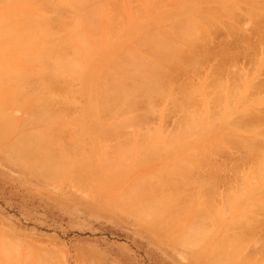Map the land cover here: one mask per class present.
I'll return each mask as SVG.
<instances>
[{
	"label": "rangeland",
	"instance_id": "obj_1",
	"mask_svg": "<svg viewBox=\"0 0 264 264\" xmlns=\"http://www.w3.org/2000/svg\"><path fill=\"white\" fill-rule=\"evenodd\" d=\"M117 3L115 2L116 5H110L107 8L109 12L113 13V19L125 20L127 17L141 19L149 14L168 13L170 16H167V20H171L170 22L180 31L188 32L190 25L199 26L200 33H206L207 39L204 35L202 36L205 38V40L203 38L204 41L202 40L204 43L200 41L199 33L198 42L202 43L197 45L196 37L193 40L196 43L192 41L194 44L192 47L196 49L199 46L193 51L203 49L201 53L199 52L200 55L194 52L199 55L198 60L202 62L199 61L200 64H198L194 61L197 60V56H195L196 59L191 56V54L195 55L191 49V52L188 49L187 57L185 55L187 52L184 51V54L180 52V55L182 53L183 56H179L182 58L179 61L185 58L184 62L180 65L171 64V68L168 70L169 74L167 73L171 78L168 77L173 79L168 78L169 85L171 82L174 84V87L171 85L169 88L174 90H170L172 93L170 101L173 103L168 100L160 102L158 97L149 102L143 101L129 110V113L125 112L126 117L128 115V118H131V123L125 129L122 128L119 133H115L117 135L104 136L102 132L98 133L99 122L106 121L107 123L101 125L107 130V127L111 129L110 124L114 120H110L112 114L106 115L105 120V116L100 112L104 119L99 117L97 105L93 104V92H90L93 99L88 96L86 79L96 60L106 50L126 42H135L138 38L136 34H127L123 38L115 35L113 41L111 40L93 57L94 59L92 58L81 77L75 78V81H63L64 84L60 87L62 92L57 99L61 102V107L56 111L60 113L62 120L67 124V128L66 125L64 126L65 132H63L64 135L66 134L63 135V141L65 142L67 138V143L63 142V146L64 150L66 146L71 147V150L68 148L66 150L70 151L71 158L63 153L62 163L61 160L60 163L55 162L58 170L60 169L62 172L59 170L58 175L66 173L64 178L58 177L57 181L33 176L23 169V166V168L19 167L16 163L3 159L4 145L12 142L9 140L15 139L12 138L17 135L15 130H20L21 127L26 130L30 128L31 124L27 123L28 126L23 124L26 118H30V113L27 114V112L28 110L30 112V108L34 104L28 102L29 100H22V98H18L20 103L19 101H7V97H4L5 93L1 95L3 96L2 102L7 103L6 107L3 106V111L17 118L18 124L13 128L14 131H10L12 137L9 133L8 136L11 138H7L8 141L4 139L0 146V264H6L3 257L10 250L7 241L13 245L11 248L16 247V257L20 264H23V261H26V264H214L216 255L214 258L213 253L217 251L216 247L219 243L220 245L221 242L229 243L230 237L236 238L241 235L242 231L241 237L244 238V242L241 249L243 250L237 249V256L233 258L236 259L234 264H264V148L260 150L247 149L227 135L218 140L204 155L195 150L202 144V138L206 134L212 133L213 128L221 126L222 118L228 117L227 122L232 123L233 120L242 116L239 121L238 119L236 121L242 124L243 121L240 123V119L244 120L245 118L246 122L244 123H247L246 127L250 129L252 122L250 120H253V114L258 110L261 112L264 110V87L261 85L264 84V0H117ZM147 4L150 6L147 7ZM5 13L6 7L0 8V18ZM61 15L64 18H69L72 16V12L62 11ZM257 22L258 24H256ZM251 28L256 30L252 29V32ZM250 31L253 35L248 34ZM232 32H235L239 37ZM233 35L237 40L234 39L235 43ZM241 35H244L243 38ZM245 36L248 38H244ZM251 36L253 37L250 38ZM175 38L176 45L182 46L181 51H183L187 40L180 35H175ZM244 39L248 48L251 46L250 50L245 43H242ZM218 43L221 44L220 48L217 47ZM222 43L224 44L222 45ZM195 44L196 48H194ZM207 46L211 48L209 49ZM229 47L233 48V52ZM240 49H243L242 52ZM244 50L246 53L248 52L247 54L244 52L246 57L243 54ZM220 52L225 55H221ZM189 53L191 54L189 55ZM202 53L206 54V56L204 55L205 59L202 58ZM232 53L235 56L233 59ZM229 54H231V59L227 58ZM186 58L190 61L192 59L194 65ZM218 60L223 61L224 65L220 64L222 62ZM170 62L166 63L170 64ZM216 66L221 67L219 69L222 72ZM216 73L221 74L217 75ZM220 84L222 85L220 86ZM176 85L181 87L177 88ZM182 85H185L186 88H183ZM21 88L25 91L29 90L31 84L23 83ZM181 88L195 92L191 91L193 93L190 94V97L189 93L181 92L183 90ZM182 93L187 97H183V99H187L185 104V99H180L183 96ZM173 96L182 101L181 103L177 100L184 104L182 106L191 105L186 108L178 106L179 110L175 106ZM226 106L228 107L225 108ZM224 109L229 112L228 115ZM187 110L188 112L192 110L189 113L191 114L189 118L197 120L194 125L197 126L201 121L202 127L192 125L186 132L179 127ZM261 112L255 115H260L264 122V114ZM76 119L78 122L75 126L73 121ZM62 120L61 123H63ZM67 122L71 126L68 127L70 124ZM228 123L226 125L228 129H231L233 125L235 128L231 130L238 128L240 131L248 132L242 129L243 126L234 125L236 122L231 126ZM261 124H257L260 126L257 127L258 129H253L258 133L255 138L258 137L262 141L264 136L261 134L264 124ZM35 127L38 126L35 125ZM35 127L31 125V129ZM102 129L101 127V131ZM260 131H262L261 134H259ZM143 136H149L156 141V146L141 150L134 144H131V147L123 145L127 138L136 143ZM258 138H256V142L260 143L261 141H257ZM253 140L254 142L250 140H246V142L255 143V139ZM111 147L119 149L113 151ZM167 153H173L174 161L178 159L177 162H180L179 159L184 160V158L193 155L200 157V162L192 169V177L187 185V191L179 194L181 202L177 207L172 208V212L184 207L185 211L179 219L171 220L168 224V227L170 226L168 231H164L166 227L163 229L166 225L163 223L164 220L162 224L159 221L163 217L160 215V218L159 214H155L153 211L156 217H159L158 221L154 220V214L151 216L149 213L148 218L150 220L153 218L151 221L155 227L160 224L156 228L158 231L144 224L146 221L151 222L146 218L147 216L146 220L145 218L140 220L141 217L132 215L128 210L127 212L115 211V209L106 206L107 204L104 205L103 201L111 202L114 199L116 201L121 191L123 192L128 187L130 191L135 189L139 191L138 187L145 182H151L153 186L157 185L155 176H158L160 171L170 170L177 165L174 161L166 160ZM259 154L262 156L260 160L257 158ZM64 157L69 158L68 160L72 162L66 161ZM64 163L71 167H68V171L65 172L62 171L66 168ZM59 165L64 166L61 169ZM212 167L217 171H214L216 172L215 176H211ZM257 167H259V171H257ZM132 184L133 186H131ZM145 187L147 185L140 189ZM198 188H201L202 191H198ZM204 190L210 194L206 192V194H200ZM194 191L199 193L196 194ZM139 192L143 196H153L152 193L160 194V190ZM118 203H120L119 199L116 202V207H118ZM206 205H209L208 210L202 211L203 206ZM201 215L205 216L204 220L200 219ZM243 224L247 230L243 229ZM199 226L210 232L205 245L209 255L213 256L211 263L208 258L194 252L191 248L188 249L184 245L174 243L170 238L177 234L186 235L182 232L196 229ZM159 229H163L162 232ZM1 241L6 244H1ZM230 247L228 245L222 248L230 251L232 249ZM5 248H9V250L5 251ZM228 256H226L225 264H227V259L229 263L232 260L233 255L230 256V259L227 258Z\"/></svg>",
	"mask_w": 264,
	"mask_h": 264
},
{
	"label": "bare ground",
	"instance_id": "obj_2",
	"mask_svg": "<svg viewBox=\"0 0 264 264\" xmlns=\"http://www.w3.org/2000/svg\"><path fill=\"white\" fill-rule=\"evenodd\" d=\"M115 2L117 3V0L116 1L114 0H0V8L6 7V13L4 14V16L0 18V109H1L0 142L4 141V139L5 140H7V138L9 139V137L12 135V132L10 131H14L13 128H15L18 124L17 118L11 116L12 114L10 115V113L3 111L4 110L3 108L6 107L7 105V103L2 102L3 96L1 95H3L4 93H5L4 97H7V101H19L20 103V100L18 98H22V100H29L28 102L34 104L32 108H30L31 109L30 112L29 110L27 112V114L30 113L29 114L30 118H26L23 125H26L28 123L29 125L30 124L32 126L34 125V127L35 125L38 126L35 127L34 129H31V125H30V128L27 127L29 128L27 130L21 129L22 127L20 128V130L17 131L15 130V132H17V135H15L14 137L11 136L12 138L15 139L9 140V142L10 141L12 142L10 143L7 142L8 144L4 145L5 147L2 153L4 160L9 162H14L17 165H19V167L23 166L24 168L23 167L22 168L28 171L31 175L45 180L57 181L58 177H63L64 174L66 175V173H63L62 175L59 176L58 174L61 172V170L59 169L60 170L59 172L58 166L56 165L57 163L55 164V162H59L60 160L62 163L63 153L64 154L66 153L67 156L69 155L71 156V154H69L70 151L69 150H68L69 152L66 151L67 148L71 150V147L66 146V149L64 150L65 147L63 146V142H64L63 137L66 135V134L64 135L63 133L65 132L64 126L66 125L67 128V124H65V122L62 120L60 113L56 111L57 108L61 107V102L57 99L58 95H60V93L62 92L60 91V87L62 84H64L63 81L66 82L75 81L74 80L75 78L78 79L79 77H81V74L85 71L86 66L91 63L92 58L97 53H99L105 45L109 44V42L112 39H114L113 37H115V35L119 36L120 38H123L126 37L127 34H136L138 38L135 42H130V43L126 42L123 45H116L115 48L106 50L104 54L99 56V58L96 60L90 73L87 76L86 83H87L88 96H90V99H93L91 98V94H90V92H93L92 96L95 99V100L93 99L94 101L93 104L97 105L98 112L103 113L102 115L105 116V120H106V115L108 116V114H112L110 120L112 119L114 120L113 122L111 121L112 122L110 124L111 129L107 127L106 128L107 130H105V127L101 125L102 123L105 124L107 122L106 121L102 123L99 122L100 125L98 124V127H100L99 128L100 130L97 127V129L99 130L98 133L102 132L104 136L109 134L114 135L115 133H119V131L122 130V128L125 129L126 126L129 123H131L130 122L131 118H128V115L126 117L125 112L129 113L128 112L129 110L133 109L137 104L143 101L149 102L151 100L156 99V97H158L159 98L158 101L160 102L162 101L167 102L168 100L169 102L173 103V101H170V98L172 97V93L170 90L172 89L169 88H171V85H173L174 87V84H172L171 82V85H169L170 80L173 79H170L171 76L168 75L169 74L168 70L171 68L170 67L171 64L174 63L175 65H180V63L184 62L185 58L179 61V59H182L179 58V56L181 55L183 56L184 51L187 52L188 49L189 50L191 49L193 53L195 52L199 54V52L200 53L202 52L203 47L200 48L202 49L201 51L200 50L193 51L199 47V46L197 47L196 44L194 46V48L197 47L196 49H193L192 47L193 42L194 43H196V41L198 42L199 37L197 36L200 33V27L199 26L197 27L196 25H190L189 26L190 30L188 32L180 31L175 27V25L172 22H170L171 20H167L168 18L167 16H170L168 13H164V14L161 13L157 15L149 14L148 16L143 17L141 19L128 18V17L125 20L113 19V13L109 12L107 8L110 5L114 6ZM149 6L150 5L147 4V7ZM67 10L72 12V16H70L69 18H64L61 15V12ZM200 15L202 16L204 14H200ZM163 17H165L166 19H164ZM256 24H258V22ZM260 28H262V26ZM252 29L256 30L255 28H251V30ZM252 32L250 31V33L248 34H252ZM175 35H180L183 39L187 40V42L190 44L186 42L185 46L187 47L189 45L188 48H185L184 46L183 51H181L182 46L176 45L177 43L175 42L176 40ZM206 35H207L206 33L203 34L200 33L201 37L204 36L207 39ZM211 35H213V33ZM237 36L239 37V35ZM196 37H197L196 41H193L195 40ZM201 37L199 38L200 41H202L204 38ZM252 37L253 36H251L250 38ZM244 38H248V37L245 36ZM234 39L235 41H237L235 36L233 38V41ZM245 41L246 40L244 39L242 43H245V45L247 46ZM199 42L197 45H200L202 43ZM224 43H222V45ZM248 43H250V41ZM220 45L221 44H219V46L217 47L220 48L221 47ZM249 47L251 48V46ZM208 48L210 49L211 47ZM250 48L248 49L250 50ZM222 51H223V46H222ZM180 52H183V54L181 53L180 55ZM221 52H220L221 55H225V53H221ZM244 52L245 50L243 51V54L245 56L246 52L245 53ZM190 54L191 53H189V55ZM185 55L187 57L188 52ZM199 55L191 54V56H193L195 59H196L195 56H197V60L194 61L198 62V64L202 62L198 60ZM202 55L206 56L205 53H202ZM210 55L211 54H209V56ZM230 55L231 54H229V57H227L228 55L226 57L229 59ZM203 56L202 58L205 59V56L204 57ZM233 57L235 56H233L232 53V59ZM188 61L191 62L192 59L191 61L190 60ZM194 61L191 62L192 65H194L193 64ZM166 62H170V64ZM221 62L222 63L220 64L224 65V62L223 61ZM219 66L216 67L218 68L219 71H221L219 69L221 67ZM168 78L170 80H168ZM23 83L31 84V89L26 91L23 90L21 88ZM217 83L219 85V82ZM180 85L179 86L176 85L177 88H180L181 87ZM221 85L222 84H220V86ZM261 85H263L264 87V84ZM184 86L182 85L183 88H186ZM188 91L183 89L181 92L183 93L185 92V94L189 93L188 94L189 96L190 94L195 92L194 90H188ZM183 97L186 96L183 95L182 98L180 99L181 100L185 99L184 102L185 104L187 103L186 102L187 97L184 99ZM175 99L174 101L176 107L181 106L180 108L182 107L186 108L187 106L189 107L191 105V104L190 105L186 104V106H182L184 105L181 104L182 101L179 99L176 100ZM177 100H179L181 103ZM227 107L228 106H226L225 108ZM190 112H188V110L186 111L187 114H185V118L187 120L184 118V120L179 124L180 125L179 127L182 128L185 132L187 129H189L192 125H194L197 122L196 119L189 118L191 116V114H189ZM224 112H226L227 115L229 114V112H227V110L225 109ZM258 112L260 113L261 110L260 111L258 110ZM258 112L256 113L254 112V113L258 114ZM255 114H253L254 116H252L254 117L252 118L253 120H250V122L252 121L250 129L246 127L247 123H244L246 122L245 121L246 119L244 118L245 116L243 117L244 120L240 119V123H242L243 121L245 126L243 123L239 124L238 122L239 118H241L242 116L241 117L239 116V118H237L238 121H236L237 119L232 121L233 124L236 122V124L234 125L237 126L241 125V127L243 126L242 129L247 130L248 132L240 131L238 130V128L237 130L236 129L231 130L232 128H235V126L234 127L233 125L231 126L232 123H228L230 121L227 122L228 117L222 118L223 122L221 126L219 128H213L212 133L206 134L205 137L202 138L203 139L202 144L197 146L195 150H197L199 154L204 155V153L207 150H211L210 147H213L218 140H220L221 138L227 135L230 138H232V140L234 139V141H236L239 145L247 149L260 150L264 148V140H263L264 138H262L261 141L259 140L260 138L256 137L258 138L257 141H261L262 143L256 142L255 136L258 133L254 132L255 130L253 129V128L258 129L257 127L260 126L257 124L258 123L261 124V122L262 124H264V122L262 121L261 119L262 117L260 115H258L259 116L258 117ZM261 114H264V110L263 112H261ZM100 116L101 113L99 117ZM100 118L104 119L102 118V116ZM61 120L63 121V123H61ZM77 122H78L77 119L74 120L73 121L74 125ZM227 123L231 126V129H228L226 127ZM28 124L26 126H28ZM69 126H71V124L68 125V127ZM101 127L103 128L102 131H101ZM195 127H202V122L200 121L198 125ZM261 133L262 131H260L259 134ZM8 134L10 136H8ZM261 135L264 136V129ZM247 136L249 137L247 138ZM129 139L127 138L124 141L123 143L124 146L131 147V144H134L138 149L141 150L154 148L157 144L156 141H154L149 136H143L142 138L140 137V139L136 141V143L131 142L132 140ZM253 139H255V143H251L254 142ZM246 140L247 141L250 140L251 142L250 143L246 142ZM1 144H3V142L0 143V146ZM111 149H113V151H117L119 148L111 147ZM257 158L260 160L262 159V156H260L259 154ZM64 159L66 158L64 157ZM68 159H66V161ZM174 159L175 156L173 153H167V157H166L167 161L172 162L174 161ZM199 159L200 157H196L194 155L188 158H184V160L179 159L180 162H177L178 159H176L174 161L177 164L175 167H173L170 170L160 171L158 176L154 175L155 179H157L155 183L157 185L153 186L151 185L153 183L145 182L144 184L138 187L139 191L160 190V194L152 193L151 195L153 196H145V195L143 196L137 189L134 188L135 190L130 191L129 190L130 188L128 187L127 188L128 190L124 189L123 192L121 191V194H119V198L117 197V200L118 199L120 200V203L118 204L122 205L120 206L121 208L119 207V205L118 207H116L117 200L114 201L115 199L113 197L112 198L114 200H111V202L109 201L110 203L106 201H103V203H105L104 205L107 204L106 206L115 209V211L119 210L121 212L123 211L127 212L128 210L132 215L139 218L141 217L140 220L142 218H145L146 216H147L146 218H148L149 213L152 216V214H154L153 212H155V214H159L160 218L161 216L163 217L159 221H161L160 223L162 224V221L164 220L163 223L164 225L165 224L166 225L164 226L163 229H165L166 227L164 231H168L170 229V226L168 227V224L171 222V220L173 218L179 219V217L185 211V207L176 210V212L175 211L172 212V208L177 207L178 203L181 202L179 194L187 191V187H188L187 185L192 177L191 175L192 169L197 165V163L200 162ZM62 166L59 165L60 168ZM64 167H66L65 169L67 170L64 169L62 170L63 172L68 171V167H70V165L68 164L65 165ZM258 168L259 167H257V171H259ZM213 169L211 170L213 171L211 172L212 173L211 176H215L216 175L215 173L217 172L215 168ZM144 185H147V187L140 189ZM131 186H133V184ZM197 190L202 191L201 188H198ZM207 190L209 191V189ZM207 190H204L200 194H204L205 192L206 193L211 192V190L209 192H207ZM194 193L198 194L199 192L194 191ZM122 207H124V209H122ZM208 208L209 205L203 206L202 211H207ZM154 217H155L154 220L158 221L159 217H156V215ZM239 217H241V215ZM235 218L238 217L236 216ZM200 219L204 220L205 216L201 215ZM151 220H153V218ZM146 222L144 223L145 225L153 227L154 230L158 231V229L156 228L160 224H158L155 227V224L153 225L152 221L150 223L147 222V224ZM203 228L204 227L199 226L196 229L193 230L190 229L186 232H182V233H186V235L177 234L176 236H171L170 238L173 239L174 243L179 245H184L188 247V249L191 248L192 250H194V252L208 258L210 260L209 261L210 263L212 262L211 257H213L214 255H216V258L214 256V258L216 259V261H213L214 264L215 262H220L218 264H221L222 262L224 263L227 255H229L227 257L229 259L230 256L233 255L231 257L232 260H230V263L228 262L229 261L228 259L226 263L234 264L236 259L233 258L237 256L236 255L238 252L237 249H241V246H243L244 238L241 237L243 231L241 232V235L236 236V238L230 237L229 240L228 237L229 243L221 242V245L219 243L217 247L215 246L217 249L215 247L214 248L217 251L214 249L216 252L213 253V256H210L205 245L206 244L205 242L207 241L210 232H208L207 229H203ZM245 228L246 226L244 225L243 229ZM245 230H247V228ZM160 234H164V233H160ZM8 243L10 242L7 241V245H9L8 247H10V250L9 248H5V251L6 249L9 251L3 257L6 261V264H20L19 260L16 257V253H17L15 251L16 247L11 248V246L13 245L11 243H10L11 245ZM18 243L16 244L18 245ZM1 244H3L2 241ZM3 245L1 246L3 247ZM228 245L229 247L231 246L230 248H232L231 250L229 248L231 252L228 251V249L226 251L223 250L222 248ZM20 256L21 254L19 255V257ZM26 263H27L26 261H23V264Z\"/></svg>",
	"mask_w": 264,
	"mask_h": 264
}]
</instances>
